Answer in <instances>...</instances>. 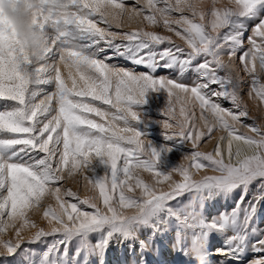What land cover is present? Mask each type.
<instances>
[{"label": "snow or ice", "instance_id": "6c2138e0", "mask_svg": "<svg viewBox=\"0 0 264 264\" xmlns=\"http://www.w3.org/2000/svg\"><path fill=\"white\" fill-rule=\"evenodd\" d=\"M261 10L264 0H134L131 8L124 0H0V237L15 232V240L0 239V256L15 254L23 242L58 236L38 261L26 250V264H76L81 253L98 254L115 237L129 238L144 226L156 233L175 220L191 232L190 248L182 250L208 264L204 236L237 225V213L207 220L201 200L254 182L258 194L241 208L238 227L218 252L237 262L257 237L251 247L264 253V229L251 223L264 200V122L242 119L249 116L244 96L264 105ZM125 17L161 26L184 45L154 30L112 31ZM247 20L255 22L246 47ZM116 58L148 71L106 62ZM158 69L177 70L181 78L193 72L196 78L178 82L157 77ZM246 78L250 90L242 95ZM149 89L168 93L166 138H182L193 149L167 174L157 168L161 153L134 125L142 113L133 105H144ZM174 98L183 105L178 114ZM221 100L232 107H222ZM205 137L216 141L211 151L201 150ZM76 174L91 186L83 199L61 183ZM186 192L196 194L195 203H171ZM243 202L242 196L237 208ZM41 209L46 228L30 216ZM25 229L35 230L27 241ZM93 234L101 237L95 245ZM73 240L79 246L69 254Z\"/></svg>", "mask_w": 264, "mask_h": 264}, {"label": "rangeland", "instance_id": "374dc122", "mask_svg": "<svg viewBox=\"0 0 264 264\" xmlns=\"http://www.w3.org/2000/svg\"><path fill=\"white\" fill-rule=\"evenodd\" d=\"M126 5L131 8L134 5V0H124ZM227 0H219V3H226ZM141 3H143V0H141ZM260 15L264 17V10H261ZM254 22L252 20H247L245 23L248 25V30L244 33L245 36V46L247 47V36L251 35V29L254 27ZM101 27H104L105 25L101 24ZM138 29H144L148 31H156L158 34L161 35H171L173 41L176 44L184 45V42L179 39L178 37H175L174 34L168 33L166 30H164L161 26H153L149 25L146 20H143L141 17H136L133 20H128L127 17H125V21L123 25L120 28L113 27L112 31L117 32H125V31H133ZM259 42V40H258ZM116 43H120V38L116 40ZM159 49H163L165 45H159ZM108 54H111V50H108ZM105 53H101V57ZM239 55V53L237 54ZM110 65H115L118 68H124L125 70H131L136 73L139 72H146L148 71L144 66H137L131 63L130 61H127L123 58H116L109 61H106ZM239 61L237 60V63ZM222 74V73H221ZM157 77H168L177 79L178 82H188L193 79H195V73L193 72H186L184 76L181 78L179 77V73L177 70H169V69H158L157 72L154 74ZM241 75L247 77L246 73H242ZM250 84L251 80L250 78H246L242 84V95L244 92H247L250 90ZM46 88L50 86H45ZM215 87V86H214ZM146 103L144 105H133V110H137L142 113V119L138 120L137 122H134L135 127L138 131H140L144 137L151 143V146L159 151L161 153L159 162L157 164V168L162 173H170L173 169H176L179 167V165L182 162H185L184 159L190 155L193 152V149L190 147V142H186L182 138H173V139H167L165 135V130L162 127V121L166 119V117L163 115V110L166 108L168 104V93L165 89H160L159 91H154L149 89L145 95ZM244 100L247 102L246 106L249 108V116L247 118H242L243 122L246 124H253L255 123L257 126L264 122V105L258 106V101L252 100L251 97L244 96ZM97 105L109 109L112 112H115L116 109H111L108 105H102L100 102H95ZM222 107L224 108H231L232 105L228 101L221 100L220 101ZM174 104H175V110L177 114L179 113L180 107L183 105L180 102H176L174 98ZM196 116H199V109L198 107L195 109ZM100 120L99 117H93ZM145 121L147 122L145 124ZM241 131H247V129H241ZM251 134V133H249ZM216 137L218 138L221 135V132L216 131L215 133ZM207 141V137L201 140V145L203 146L201 150H212V146L216 143L215 140L205 142ZM169 149L168 151H164V149ZM98 172L100 175H103V170L98 169ZM87 175H91V173H86ZM142 176H149L151 174L149 173H141ZM62 184L66 188H70L72 191L76 192L77 195L83 199L84 197L91 194L90 192V185L88 184V181L83 179V175L76 174L74 177L67 179L66 183L64 181H61ZM257 184L258 182H254L253 184L249 185L247 189H244L242 187H237L231 191L228 190H220V191H213L209 195L208 198L202 199V214L207 220H215L220 221L224 218H229L233 214V210L236 209L237 213V225L235 226H229L224 231H215L210 230L208 233L204 236V246L206 247L207 251L211 253L210 248L208 247V241L212 236L216 237H224L226 241H228L229 237L232 236L233 232L238 227V216L240 213L241 208H244L245 205H247L249 202L253 201V198L255 195L258 194L257 192ZM264 188V186H261ZM246 193V194H245ZM98 194V190H97ZM244 197V202L240 206V208H237V201L241 200V197ZM65 199L69 200V202H76L74 198L71 197H65ZM197 199V196L195 193L192 192H186L182 196H180L176 201H172L171 203L174 206H184L188 205L190 202L195 203ZM227 201H230L231 204L224 205V208H222L220 211L218 210L216 213H214L213 216L210 218L207 217L206 211L212 208L211 206L219 205L223 203H227ZM51 203L53 205L55 204L54 199L51 200ZM233 203V204H232ZM83 210H90L87 208V206H81ZM191 211V209H189ZM43 210L41 209L38 213L33 215L30 213V216L32 219L36 220L38 223L41 224V226L47 227L46 222L42 219ZM191 222V221H189ZM252 225L259 228L264 229V200H261L259 202V207L256 209L255 214L251 221ZM172 228V230H171ZM34 229L29 231L28 229H25L24 231V237L25 241L34 233ZM143 232L146 233V235H143ZM171 232L172 233V244L175 247L176 253L179 254L178 256H182L184 258L185 264H194L198 259L194 256H190L185 253V251L182 250V247H184L186 250L190 248V237L191 232L189 230L184 229L181 225L178 224L175 220H172L170 222H167L163 229L161 231H158L156 233H153V230L151 227H140L137 229V231L134 233L133 236L125 239H121L120 237L113 238L107 245L106 249H102L98 254L91 255L90 257H85L84 253H81L80 260L83 261V264H105V258L108 255V253L111 252V256L113 259L115 258V254L113 251V248L110 246L112 241L116 242V248L121 249L124 251L125 246L129 245L131 247L137 246L142 254V262L140 264H164L165 260H163L162 256V245L161 242L164 239L165 233ZM142 234V241H145L148 243V246L153 249L155 247V256L151 257L150 254L147 251L146 247H142L141 240L138 238ZM57 237H45L42 238L41 242H34V243H28L23 242L21 244L20 249L13 254V255H7V256H0V264H26V250H33L36 255L34 259L37 261L39 260L40 256L45 253L46 249H48L49 244L51 241ZM101 238L97 235L93 234L90 237L91 244L95 245L97 242V239ZM176 238V239H175ZM0 239H12L15 240V232L14 230L9 229L5 234H3ZM257 237H251V240L249 242V247L247 251L244 253L242 258L239 261L231 260L229 257H213V259H208V264H251L252 261L256 259H264V253H258L253 250L251 245L255 242ZM181 240L184 241L183 245L181 243ZM176 243V244H175ZM187 246H186V245ZM78 242L76 240H73L69 246V254L76 251L78 247ZM109 250V251H108ZM61 251H63V248L61 247ZM106 255V256H105ZM186 255V256H185ZM209 256V255H208ZM186 258V259H185ZM80 260L76 262V264H80ZM39 264H44L43 261H40ZM65 264H73V261L71 259L67 260ZM169 264H172L171 261Z\"/></svg>", "mask_w": 264, "mask_h": 264}, {"label": "bare ground", "instance_id": "6f19581e", "mask_svg": "<svg viewBox=\"0 0 264 264\" xmlns=\"http://www.w3.org/2000/svg\"><path fill=\"white\" fill-rule=\"evenodd\" d=\"M227 204H231V202L227 201L226 204L222 202L220 206L219 205L211 206L212 208L206 211L207 217L210 218L211 216L214 215V213H216L218 210L220 211L222 208H224V205ZM143 235H146V233L143 232ZM138 236H139L138 238L142 241L143 240L142 234ZM172 239H174V237L172 238V233L167 232L165 233L164 239L161 242L162 245L161 252H162L163 260H165L164 264H169L170 261L172 264H185L184 258L182 256H178L179 254L176 253L177 249L175 250V247L172 244ZM226 242L227 241L224 239V237L222 238V237L212 236L210 238V240L208 241V247L210 248L211 253L207 257L208 263H209L208 259H213V257H217V256H219L220 258L226 257L224 254L218 252V250L225 248ZM110 246L113 248L112 252H114L115 258L113 259V257L111 256V252L108 253L107 256L105 255L106 256L104 262L105 264H140L142 262L143 253H141V250L137 246L131 247L129 245H126L124 251L116 248L115 241H112ZM146 248L150 256L154 257L155 247L151 249L149 246H147ZM194 264H199V261L197 260Z\"/></svg>", "mask_w": 264, "mask_h": 264}]
</instances>
